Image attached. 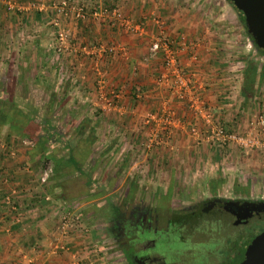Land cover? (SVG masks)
<instances>
[{"label": "crops", "instance_id": "obj_1", "mask_svg": "<svg viewBox=\"0 0 264 264\" xmlns=\"http://www.w3.org/2000/svg\"><path fill=\"white\" fill-rule=\"evenodd\" d=\"M57 1L1 0L3 42L0 65L19 63L18 66L24 71L34 66L37 69L34 78L30 79L24 74V82L30 81L40 91L44 90L45 85L50 86L57 92L52 93V102L53 96H56L61 109L55 112L59 123L57 127L40 118L39 135L34 138V145L24 144L21 141L23 137L0 127V169L10 178L7 182L0 180V264H25L27 255L35 258L36 264H76L74 251L79 252L80 264H107L104 256L98 255L95 234L83 215L78 228L66 236L61 234L60 208L86 204H79V194H74L66 186V181L72 177L69 175L58 179L53 174L47 184L40 182L44 159L36 149L40 133L45 130L59 132L61 136L65 123L63 116L66 114L73 116L74 121V117L88 118L92 122L90 126L87 125L88 121L81 125L77 121L75 130L79 131L86 125L83 129L88 133L93 126L102 145L114 136L111 146L120 164L127 168L130 163H134L129 167L130 175L138 176L142 167L162 165L165 168L176 163L179 169L176 173L185 166L188 169L185 170L192 172L194 178L200 174L202 178L209 177L206 166L211 164L212 151L216 147L191 134L186 123H190L194 115L186 105L172 98L166 87L154 80L156 74L164 71L161 59H147L149 42L158 32L153 17H163L165 9L171 13L168 15V34L196 42L195 49L179 52L180 62L194 72L196 81L201 85L198 91L207 99L218 120L229 124L226 126L231 130H240V126L247 121H242V116L246 115L248 122L245 128H248L256 119L254 114L249 120V111L257 113L264 108V82L258 78L254 96L246 99L241 93L244 68L235 72L232 65H226L229 61L225 60L226 55H222V47L213 41L210 31L200 27V22L187 9L174 13L171 5H168L169 0H112L120 4L123 15L145 23V32L136 34L119 27L116 19L113 26H109L104 17L92 13H88L84 20H77L69 10L62 16L63 26L70 33L69 39L63 51L58 53L55 50L56 31L50 25L49 13ZM109 2L88 0L86 7L89 11L96 4L101 7L109 5ZM32 3L33 7L30 6ZM99 42L120 43L127 53L116 52L96 61L95 56L87 53L82 45ZM64 67L66 74L62 76L60 70ZM47 68H52V79L44 75ZM99 70L104 76L107 90L117 88L121 91L117 101L113 100L112 103L111 96H105L99 90ZM64 103L69 108L67 113H63L67 111ZM164 103L176 110L181 122L173 129V145L144 150L141 143L154 126L145 120V116L150 112H160ZM46 110L47 105L42 108L41 114L45 115ZM31 126L32 122L26 126L27 136L31 135ZM56 140L52 138L46 145L55 149L52 144ZM133 146L136 151H133ZM90 157L93 158L92 153ZM198 163L201 169L195 168ZM204 164L206 166L203 167ZM15 185L26 190L21 193L19 203L21 219L6 213L1 201L4 192ZM29 209H33L34 214L29 213ZM72 209L78 210L77 207ZM56 243L59 249L54 245Z\"/></svg>", "mask_w": 264, "mask_h": 264}, {"label": "rangeland", "instance_id": "obj_2", "mask_svg": "<svg viewBox=\"0 0 264 264\" xmlns=\"http://www.w3.org/2000/svg\"><path fill=\"white\" fill-rule=\"evenodd\" d=\"M169 2L171 11L175 13L187 9L190 15L200 22L201 28L210 31V37L222 47V55H226L225 60L229 61L226 65H232L235 72L246 59H253L260 66L264 65V53L256 48L249 37L245 16L235 4L228 0H169ZM169 14H171L169 9H165L163 19L167 24L170 21ZM57 44L56 42L55 47ZM18 65L19 63L15 62L0 65V95L22 107L29 115V122H32L31 135L27 137L38 138L40 118L50 125L56 127L59 125L55 112H60L61 108L56 96H53L52 102V93L57 92L47 85L40 91L30 81L24 82L23 75L26 74L32 79L37 69L33 66L26 69L25 73ZM50 70L52 68H47L44 75L52 79ZM60 73L62 76L66 74L65 67ZM54 74L58 75V72L54 71ZM46 105V114L42 115V108ZM63 106L65 107V103ZM65 109L67 111L63 113L69 110L67 106ZM249 113V120L254 114L257 118L264 114V108L263 111L255 113L251 110ZM72 117L70 114L63 116L64 132L61 136L54 137L57 140L52 145L60 153L68 152L65 146L69 143L72 145L70 140L78 132L75 130V123L88 121L84 116L74 117L75 121ZM244 120L247 121L240 126L239 131H246L249 128H245L248 122L246 115L242 116V121ZM91 124L89 120L87 125ZM91 129H94L96 138L92 145L91 166L85 164L82 168L83 174L70 167L69 177L72 178L66 181V186L74 194H79L80 201L76 200L79 204L86 202L82 206L74 205L78 208L75 211L88 220L89 227L95 234V242L98 244L96 247L99 254L97 251L95 253L104 256L107 264H130L123 248L132 243L131 237L136 233V227L131 224L135 222L132 216L137 210L150 211L153 226L159 229L158 232H151L147 236L155 238L153 251L165 259L166 264H229L232 257H237L235 250L238 243L229 241L231 233L237 235V229L231 224L228 214H219L216 211L211 215L197 208L189 210L187 214L177 213L194 206L200 208L212 199H264V149L245 150L237 146H228L222 152L213 150L211 164H207L208 167L203 165L208 169L209 175L205 178H202L201 174L194 178L193 173L187 171L185 166L181 172L176 173L179 170L176 163L165 168L162 165L142 167L141 174L136 176L129 174V167L134 163H130L126 168L116 158L115 150L111 146L114 136H110L111 138L102 145L98 140L96 128L92 126ZM78 156L84 163L88 160L79 153ZM200 165L198 163L195 168L201 169ZM123 217L129 220V223L124 224V230L127 229L129 235L117 239L114 225ZM170 217L184 220L181 223L175 220L180 227H169L167 223Z\"/></svg>", "mask_w": 264, "mask_h": 264}, {"label": "built area", "instance_id": "obj_3", "mask_svg": "<svg viewBox=\"0 0 264 264\" xmlns=\"http://www.w3.org/2000/svg\"><path fill=\"white\" fill-rule=\"evenodd\" d=\"M87 2L88 0H59L51 6L49 11L51 15L50 24L56 31L55 39L58 44L55 50L58 53L63 51L70 34L69 30L62 26V16L71 10L77 20L86 19L88 13H90V10L88 11L86 7ZM30 6L33 7L34 3ZM91 10L92 14L104 17L106 22L111 21L114 23L116 19L119 27L132 34L144 33L146 30L145 23L135 21L131 17L123 15L120 4L113 1L109 2L107 6L99 7L96 4ZM153 22L158 32L149 42L147 59L160 58L164 66V71L156 74L154 80L157 84L166 87L170 96L186 105L194 115V119L190 123H186V127L190 130L191 134L201 138V141L213 145L220 152L224 151L228 146L233 145L245 150L264 149V114H260L246 131L231 130L218 120L207 99L198 91L201 85L196 81L194 72L187 69L180 62L179 52L184 49H195L196 42H189L184 38L168 34L167 23L160 15L154 16ZM82 47L87 53L94 55L96 61L110 57L116 54V52L124 51V53H127L120 43L99 42L91 46L85 44ZM243 68L244 65L241 64L237 70L240 71ZM98 73L100 75L99 90L101 93L105 96L110 95L112 103L113 100L117 101L121 96V91L117 88L107 90L101 70ZM167 104H163L160 112H150L145 116V120L148 123H153L154 126L147 132L141 143L144 150H150L156 146L173 145V129L181 122L177 118L176 110L168 107ZM21 141L27 145L35 144V139L31 137H23ZM132 148L134 151L136 147L134 148L133 146ZM53 172V164L47 160L40 172V182L47 184ZM9 179L7 173L0 169V180L7 182ZM23 191L26 190L22 186L15 185L1 196L4 210L16 219H21L19 203ZM29 213L34 214V210L29 209ZM59 217L60 231L63 236H66L71 230L78 228L83 220L79 212L69 207H61ZM62 243L65 244L64 241ZM54 245L58 249L60 248L57 243ZM73 257L76 264H80L78 251L73 252ZM24 262L25 264H36L35 258L29 255L25 256Z\"/></svg>", "mask_w": 264, "mask_h": 264}, {"label": "trees", "instance_id": "obj_4", "mask_svg": "<svg viewBox=\"0 0 264 264\" xmlns=\"http://www.w3.org/2000/svg\"><path fill=\"white\" fill-rule=\"evenodd\" d=\"M242 14L245 16L243 11H242ZM2 16H3V5L0 0V48L3 42L2 40ZM107 24L109 26H113L114 23L111 21H108ZM247 32L249 34V37L254 42V45L256 46V48L260 50L262 53H264V48L257 45L254 37L249 33L248 29H247ZM258 78L260 79L261 82H264V65L260 66L259 63H257L255 60L246 59L243 82L241 86V93L246 99H249L254 96L255 86H256V82L258 81ZM7 100H8L7 98H4L3 96L0 95V127L7 128V131L9 130V133L11 134L13 133L15 135H19L20 137H27L26 126L29 123V115H27V113H25V111H23L19 105H16L13 102L11 103ZM85 126L86 125L82 126L80 130L75 133V136H73V139L70 140L72 145L70 143L66 145L65 147H66V150H68V152H64V153L55 151V149L50 148L46 145V143H48L52 138L59 135V132L53 133L51 131L44 130L43 133H40V137H39L40 141H38L36 145V149L39 153H41L42 157L44 158L43 165L47 160H50L52 162L53 167H54L53 174H56V177L58 179H62L63 177L69 176L70 167H74L78 171L79 174L81 173L83 174L84 171L82 168H84L85 164L86 166L89 165L88 167L91 166L90 163H92V160H91L92 158L90 157V154L92 152V145L94 141L96 140V138H95V133L93 131L94 129H91L89 133H86V131L83 129V127ZM78 153L84 158L88 159L86 163H84L81 159H79ZM187 213H184V214H187ZM175 220L176 219H174L173 217V224H171V227L179 226V223H176V221L178 222L180 221L181 223L184 219L181 218L179 220H176V221ZM125 223L126 224L129 223V220L125 219L124 217L121 219L120 222L119 221L115 222V225H114L115 236L117 239L118 238L120 239L121 237H125L129 235L127 229L126 231L124 230ZM124 254L127 260L129 261V263L131 264V246L130 245L128 247L126 246L124 247Z\"/></svg>", "mask_w": 264, "mask_h": 264}, {"label": "flooded vegetation", "instance_id": "obj_5", "mask_svg": "<svg viewBox=\"0 0 264 264\" xmlns=\"http://www.w3.org/2000/svg\"><path fill=\"white\" fill-rule=\"evenodd\" d=\"M228 1L234 4L231 0ZM239 11L242 12L241 9H239ZM233 200L244 201L245 203H228ZM218 202L221 203L219 204ZM211 203L213 204L211 205ZM195 208L200 211H206L211 215L216 211L219 214H228L231 218V224L234 225L237 230L243 228L245 232L252 231L253 233L251 236H255L264 230V199H212L209 203L200 208L196 206L193 208L190 207L188 210L178 212L177 214L181 215ZM149 213V210H137L136 214L132 216V219L134 218L135 222H132L131 225L136 227V233L131 237V264H166L165 259L159 257L158 253L153 251L156 241L155 238L147 236V234H150L151 232H158L159 229L154 228L153 218ZM167 224L169 227L173 224L172 217H170ZM229 241L233 243L232 233L230 234ZM235 251L237 252V257H232L229 264H239L241 253L238 248Z\"/></svg>", "mask_w": 264, "mask_h": 264}, {"label": "water", "instance_id": "obj_6", "mask_svg": "<svg viewBox=\"0 0 264 264\" xmlns=\"http://www.w3.org/2000/svg\"><path fill=\"white\" fill-rule=\"evenodd\" d=\"M231 1L244 12L249 33L254 37L257 45L264 48V0ZM240 202L245 203L244 201L234 200L228 203L236 204ZM252 233V231L245 232L241 228L237 230V235H233V243H238L237 248L241 253L239 264H264V230L255 236H251Z\"/></svg>", "mask_w": 264, "mask_h": 264}]
</instances>
